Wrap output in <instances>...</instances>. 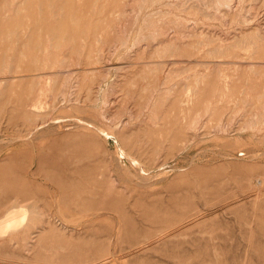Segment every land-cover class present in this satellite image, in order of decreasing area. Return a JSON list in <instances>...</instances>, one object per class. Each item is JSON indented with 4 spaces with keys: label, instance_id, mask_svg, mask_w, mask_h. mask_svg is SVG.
Returning <instances> with one entry per match:
<instances>
[{
    "label": "rangeland",
    "instance_id": "obj_1",
    "mask_svg": "<svg viewBox=\"0 0 264 264\" xmlns=\"http://www.w3.org/2000/svg\"><path fill=\"white\" fill-rule=\"evenodd\" d=\"M16 209L0 264H264V0H0Z\"/></svg>",
    "mask_w": 264,
    "mask_h": 264
},
{
    "label": "bare ground",
    "instance_id": "obj_2",
    "mask_svg": "<svg viewBox=\"0 0 264 264\" xmlns=\"http://www.w3.org/2000/svg\"><path fill=\"white\" fill-rule=\"evenodd\" d=\"M130 161L133 164H136V165L138 164L136 159H134L133 157H130ZM17 209L16 211H11V212H8L7 214L5 213L6 215L4 214L5 216L3 218L1 217L2 219L0 220V235L1 234L5 235L6 233L11 232V231H16L17 228H19L20 226H23V223L26 218V212L25 210H20L21 208L19 210Z\"/></svg>",
    "mask_w": 264,
    "mask_h": 264
}]
</instances>
